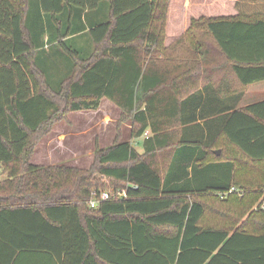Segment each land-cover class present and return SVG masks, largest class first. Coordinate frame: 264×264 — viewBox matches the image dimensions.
I'll list each match as a JSON object with an SVG mask.
<instances>
[{
    "label": "trees",
    "instance_id": "16d2710c",
    "mask_svg": "<svg viewBox=\"0 0 264 264\" xmlns=\"http://www.w3.org/2000/svg\"><path fill=\"white\" fill-rule=\"evenodd\" d=\"M171 1L0 0V264H264V212L251 219L264 198V101L240 107L264 82V10L192 19L168 47ZM197 27L194 66L151 59ZM51 58L67 69L56 83ZM219 71L246 89L217 84ZM104 98L134 138L150 131L143 153L125 141L97 147L89 169L31 163L33 139ZM104 179L127 197L93 208ZM233 187L242 193L221 196ZM223 208L240 214L232 228L205 220Z\"/></svg>",
    "mask_w": 264,
    "mask_h": 264
},
{
    "label": "rangeland",
    "instance_id": "374dc122",
    "mask_svg": "<svg viewBox=\"0 0 264 264\" xmlns=\"http://www.w3.org/2000/svg\"><path fill=\"white\" fill-rule=\"evenodd\" d=\"M203 34L204 31L197 27L195 28L193 35L185 37L180 45L177 47L175 46V49L173 47L166 52L163 51L154 54L153 56L155 57L151 59H157L160 57L161 62L159 64L164 66L169 65L170 68L176 64L184 63L182 60H189L191 62L190 66H194L197 63L195 61L200 60V58L195 55L194 51L196 50V42L198 39H201ZM77 44L84 47L85 41L82 38H79ZM171 44L167 45L166 39V46L169 47ZM170 57L177 61L174 60V62L169 63L168 58ZM50 62L51 63L48 67L53 75L54 83H56L66 72V65L59 59L54 61V59L51 58ZM182 65L184 67V64ZM185 69L186 67H184V70L182 68L181 71L188 72ZM175 76L176 75H172L171 79ZM191 76H197V72H192ZM213 76L214 81L217 84L225 76L232 81L234 84L233 87L238 91L246 89L242 88L241 85L237 83L236 79L229 71H219L218 73H214ZM204 83H206V81L202 78L195 83V86H187L186 91L192 93L195 90L202 88ZM258 87L261 86H253L251 88L250 85L245 90L244 98L248 93L255 92ZM167 89L169 88L167 87ZM253 97L254 96L252 95L251 99H253ZM135 129L133 120L131 118L122 117V110L115 103L104 98L98 110L68 113L63 121L51 127L49 133L42 134L39 138L33 139V151L30 161L35 165L44 167L66 165L79 169H89L95 162L97 147L100 149H106L117 142L125 141L131 142L139 153H143L142 144L144 138H134L133 135ZM225 145L226 144L221 146L224 147ZM246 172V170L242 169L239 175ZM5 177H7V173ZM5 177L0 175V181L5 179ZM104 183L106 184V187L102 189V192L114 189L112 182L104 179ZM258 205L259 204H256L252 208L251 212L254 213V216L251 219H259L262 216L260 212H264L263 207L261 208ZM237 215H240L237 209L228 210V208H223L222 211L216 215V218H213L210 210L205 216V220L207 222L214 220V223L220 227L232 228V220Z\"/></svg>",
    "mask_w": 264,
    "mask_h": 264
},
{
    "label": "crops",
    "instance_id": "0c3cea01",
    "mask_svg": "<svg viewBox=\"0 0 264 264\" xmlns=\"http://www.w3.org/2000/svg\"><path fill=\"white\" fill-rule=\"evenodd\" d=\"M257 10H264V0H172L168 21L167 45L179 38L189 28L192 19L203 16H234L239 11L254 12ZM253 86L261 87H258L253 93H248L240 104L241 108L264 101V82L254 83L251 88ZM252 95L254 96L253 99H251ZM149 135L150 131H147L142 138L145 140ZM0 175L6 176L2 171L1 164Z\"/></svg>",
    "mask_w": 264,
    "mask_h": 264
},
{
    "label": "built area",
    "instance_id": "2783aa9c",
    "mask_svg": "<svg viewBox=\"0 0 264 264\" xmlns=\"http://www.w3.org/2000/svg\"><path fill=\"white\" fill-rule=\"evenodd\" d=\"M235 192L240 193V194L242 193L240 190L233 187L229 192L222 193L221 196L224 197V196H227L228 194H232ZM117 197H127L126 191L124 190V191L114 192L113 190H109V191L102 192L98 199H92L90 201V205L91 207L94 208V207H97L101 201H108L110 199L117 198ZM262 207L264 208V198L262 202Z\"/></svg>",
    "mask_w": 264,
    "mask_h": 264
},
{
    "label": "water",
    "instance_id": "95a60500",
    "mask_svg": "<svg viewBox=\"0 0 264 264\" xmlns=\"http://www.w3.org/2000/svg\"><path fill=\"white\" fill-rule=\"evenodd\" d=\"M217 153V155H220L221 154V151H218V152H216Z\"/></svg>",
    "mask_w": 264,
    "mask_h": 264
}]
</instances>
